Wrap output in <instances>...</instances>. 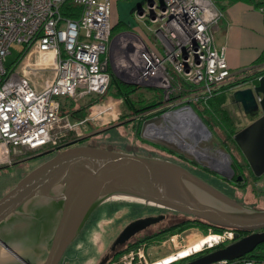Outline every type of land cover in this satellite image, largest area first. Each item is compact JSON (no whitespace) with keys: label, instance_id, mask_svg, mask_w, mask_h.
Here are the masks:
<instances>
[{"label":"built area","instance_id":"built-area-1","mask_svg":"<svg viewBox=\"0 0 264 264\" xmlns=\"http://www.w3.org/2000/svg\"><path fill=\"white\" fill-rule=\"evenodd\" d=\"M67 1L81 7L77 18L62 14ZM111 16L112 0H0V166L12 164L21 153L62 147L74 134L83 135L82 128L90 119L73 124L68 115L61 114L58 98L108 93ZM135 16L147 25H157L154 36L163 51L128 32L120 33L119 73L131 83L161 89L169 100L172 94L184 92L177 82L182 79L190 86L188 97L173 103L190 104L207 101L241 72L230 70L225 49L215 45L214 28L224 12L212 0L154 1ZM14 45L23 46L20 54L28 50L19 55L18 63L35 50L39 64L52 67L54 77L42 91L6 65ZM25 71H35L34 65L25 64ZM251 84H240L233 91ZM182 109L193 111L191 105ZM123 263L142 264V260L132 257ZM212 264H264V260L242 257Z\"/></svg>","mask_w":264,"mask_h":264},{"label":"water","instance_id":"water-1","mask_svg":"<svg viewBox=\"0 0 264 264\" xmlns=\"http://www.w3.org/2000/svg\"><path fill=\"white\" fill-rule=\"evenodd\" d=\"M142 8L138 6V10ZM232 98L242 106L245 115L261 112L259 118L234 136L253 174L260 178L264 175V75L257 86L236 90ZM191 112L201 126L199 130L209 132L200 117ZM229 170L233 175V169ZM218 173L223 175V171ZM36 198L44 202L53 198L59 203L55 229L46 237L42 254L32 255L28 260L0 234V264H59L93 210L107 200L154 205L218 227L255 232L187 264L236 260L264 243V208L235 201L179 164L136 152L83 145L54 155L23 177L0 200V231L9 219L21 214L27 202ZM164 218L133 221L117 237L112 250ZM108 260L109 256L100 264Z\"/></svg>","mask_w":264,"mask_h":264},{"label":"rangeland","instance_id":"rangeland-1","mask_svg":"<svg viewBox=\"0 0 264 264\" xmlns=\"http://www.w3.org/2000/svg\"><path fill=\"white\" fill-rule=\"evenodd\" d=\"M156 1L160 3L162 0ZM117 13L120 16V20L125 21L130 27V31H125L119 28V33L112 38L107 50V71L111 77L109 80L108 93L105 95H99L94 92L88 94L78 93L74 97L64 95L58 98L62 108L66 109L67 112H71L73 107L78 109L81 104L86 106L87 109L85 113L87 114V118H89L92 122V125L85 123L86 125L82 128L83 136L77 137L76 134H74V136L66 144H73L87 135H92L86 143L95 147L108 148L110 150H116L123 153H131L132 151L135 152L134 150L140 149L138 154L143 156H148L147 151L155 153L153 151H156L157 149L149 147L147 144H143L145 140L149 143H155L157 145L170 148L171 151L177 152L180 155H183L184 158L187 157L189 160H196L193 154L186 152L183 148L179 147L168 138L153 137L149 134L150 126H157V129L160 130H170L172 125L169 120H165L169 117L166 113L179 111L187 105H190L189 102L183 104L171 103L168 105L169 108L167 111L164 112L165 114L162 113L159 116H154L151 119L144 121L141 130V138L139 139L137 138L132 125H124L126 121H122V117L128 115L127 108L122 98L118 96L117 88L115 86H110L113 76L124 83L129 81L119 73V34L124 33V31L128 32L139 42L144 41L146 44L153 43L156 47L159 43L155 40L154 36V30H156L157 25H147L145 22L139 21L136 16L131 14V8L123 6L122 4H119ZM113 21L112 16V22ZM22 48L23 46L14 45L11 48V54L6 57L5 63L7 66L15 67L16 71L26 75L31 84L38 91H42L46 86V83L53 79L54 71L51 66H43L39 64L40 55L39 52L35 50L26 55L24 59L18 63L17 59ZM27 63H32L35 71L26 72L25 64ZM129 83L131 82L129 81ZM131 84L142 87V89L138 92V95L135 96L136 99L140 95H144V97L148 100L153 99L155 95L161 96V89H155L154 87L147 85ZM247 88L253 87L251 86ZM80 92H82V89ZM167 102L170 101L167 100ZM71 104H73V107L70 106ZM230 108L232 111H235L237 125L241 128L252 123V120L248 116L244 115L243 111L238 107L230 104ZM193 111L195 112L194 109ZM181 113L183 116L190 115V113L184 109L181 110ZM71 122L79 125L81 121ZM112 125L120 126L106 131L108 126ZM217 131V133H219L217 136H222L221 131ZM176 135L178 137L180 136V134ZM214 136L216 135L214 134ZM214 136H212L209 140L202 141L203 143H201L200 148L210 147L213 149V153H217L216 151L226 152L222 146L219 148H213V144L216 141ZM233 151V155H235L239 161H243L244 156L241 152L238 149ZM43 152L45 151L35 153L27 152L26 154L21 153L20 156L13 159L12 165L7 164L0 166V200L18 184L24 174L30 173L35 167L53 157V154L40 155ZM158 152L160 154H157L155 158L183 163L181 162L183 157H180L179 155L170 156L167 154L168 152ZM201 162L208 165L207 161ZM214 167L219 170L222 168L220 166ZM202 177L211 182L217 188L226 191L228 195L230 194L231 196H234V198L236 197V201L253 208H264V175L256 180L250 175L248 169H246L245 180L243 183L245 184V181L248 180L246 185H241L239 183L232 184L229 180L227 181V179L225 180L226 182H223L224 180H219V178L215 179L206 174H202ZM158 212H162V210L142 203L123 200H107L103 202L92 213L83 229L66 250L59 264H99L105 255L110 253V247L120 233L130 223L139 219V217L142 218L148 214L156 215ZM184 219L185 217L183 215L173 217L168 214L164 221L152 227L147 233L157 232L169 225L178 222L181 223ZM146 235L147 234L144 232L137 235L130 240V242L126 243L125 246H120L119 249L123 250L129 244L143 240ZM163 237L161 240L155 239L137 247L136 249L125 252L118 259L112 261L111 264H124L123 262L129 263L132 257H140L142 264H175L183 261L184 257L187 258L188 255L199 252L203 247L216 245L223 241L221 233H215L213 230L208 229V232L204 234L196 227L188 229L183 233H176L171 236L167 234Z\"/></svg>","mask_w":264,"mask_h":264},{"label":"flooded vegetation","instance_id":"flooded-vegetation-1","mask_svg":"<svg viewBox=\"0 0 264 264\" xmlns=\"http://www.w3.org/2000/svg\"><path fill=\"white\" fill-rule=\"evenodd\" d=\"M248 86H252L253 88L255 87L254 84L253 85L251 84ZM232 105H235L236 107H238L240 110L243 111V108L241 105H239L235 102H233ZM180 113H181V110L177 113L167 114L169 116L168 119L171 120V118L173 116H176V117L180 116L181 115ZM243 113H244V111H243ZM163 114H165V113H163ZM244 115H245V113H244ZM246 116H248L253 122L254 120H256L257 118H259L261 116V112L255 113L253 115H246ZM164 118H167V117H164ZM180 118H181V123H182L183 127L177 131L171 132V131H167V130H163V129L158 130L155 126L149 127V134L151 136L168 138L173 143H175L179 147L183 148V150H185L186 152L193 154L195 156V159H196V160H189V159H187V157H185L186 158L185 159L184 156L181 155V157H183L181 162H183V163H179V162L173 161V160H171V162H174L176 164L181 165L182 167L186 168L187 170H189L193 174L199 176L201 179L208 182L209 184H212V183L207 181L204 177H202V174H206L209 177H213L215 179L219 178V180H224L223 182H226L225 180L227 179V181L229 180L230 182H232V184L233 183L243 184L244 180H245V177H244L245 176V170H243V169H245L244 166H246V163L244 161H239V160H237V162L235 163V160L233 158V156H234L233 150H236L235 144L228 141V139H226V137L223 135L220 137H218L217 135L214 136V134L209 129H208L209 132H205L203 130L200 131L199 127H201V126L198 123V120L194 119L191 115H185V116L181 115ZM245 127H243L242 129H244ZM176 134H180V136L178 137ZM212 136H214L215 137L214 139L216 140L215 143L213 144V148H219L220 146H222V148L226 152L216 151L217 153H213L212 152L213 149L210 147L200 148L201 143H203L202 141L209 140V139H211ZM233 139H234V137H233ZM195 141H196V143H195ZM234 141H235V139H234ZM229 143L232 146H230ZM83 145L95 147V146H93L91 144H87V143L78 144L74 147H79V146H83ZM71 146H73V145H71ZM68 147H70V146H68ZM68 147H67V144H65V145H63V148H61V146L59 148L58 147L52 148L50 150L43 152L40 155L53 154V156H54L58 153H61V152H64V151H67L69 149L74 148V147H72V148H68ZM236 147L238 148V150L243 155V153L240 150L237 143H236ZM104 149H108V148H104ZM168 149L171 150L170 148H168ZM168 154L170 155V153H168ZM177 154L180 155L179 153H177ZM170 156H172V154ZM245 160H246V158H245ZM201 161H207L208 165L203 164ZM214 166L222 167L220 171H223V175L221 173H218L219 169L215 168ZM37 167H35V168H37ZM230 167L234 171L233 175H231L229 173ZM28 174H24L23 177H25ZM214 187L216 189H218L219 191H221L222 193L226 194L227 196L231 197L235 201L237 200L236 197L234 198V196H231L230 194L228 195V193L226 191L221 190L220 188H217L216 186H214ZM51 197H52V195H51ZM133 201H136V200H133ZM137 202H139V201H137ZM148 206H153V207H156L158 209H161L162 212H158V214H156V215L155 214H148L142 218L139 217V219H143V218H147V217H158V216H164L166 218L168 214H170L173 217H175L177 215H183L185 217V219L181 223L178 222V223L169 225L168 227H164V228L158 230L157 232L147 233L152 227H154V226L160 224L162 221H164V219H165L164 218L162 221L155 223V224H152L149 227H147L146 229L138 232L130 240H132L134 237H136L137 235H139L143 232L147 234L145 238L152 239L154 237L153 239H156L157 236L163 237V236H166L167 234H169L172 229L175 230L176 232L179 231L182 227L187 225V222L188 223H194L198 227L204 226V227H208L210 230H213V231L218 230L221 232V235L223 236V241L221 243L216 244V245H209V246L203 247L199 252H196L195 254L193 253L191 255H188L187 258L184 257L183 261L178 262L179 264H187L191 261H194L196 259H199V258L205 256V255H208V254H210L216 250H219V249H221V248H223L229 244H232L235 241H237L238 239L247 237V236L255 233V232H250V231H238V230L227 228V227H218V226L209 224L203 220L196 219L195 217L190 216V215L178 213V212L171 211L169 209H165V208L154 206V205H148ZM58 207H59L58 201H55V199H53V198H49L48 200H46V202L42 201L39 198L33 199V200H31L25 204V206L21 210L20 215L14 216L13 218L9 219L6 222V224L3 226L4 229L2 231H0V234L5 238V241L13 249H16L17 251L19 250V254H21L22 257L27 258L28 260L31 259L32 255H37L40 253L42 254V248L45 246L46 237L49 236V234H51L53 232V230L55 229V222H56L55 214L57 212ZM96 208L93 210V212L96 210ZM92 213H91V215H92ZM87 221H86V223H87ZM85 224H84V226H85ZM187 230H184L180 233H183ZM113 244L110 247V253L105 255V257L109 256V260L106 264H108L110 262V260L113 257V254H115L120 248V245H118V246H116V248L114 250H112ZM68 247H67V249H68ZM66 250H65V252H66ZM65 252H64V254H65ZM64 254H63V256H64ZM63 256H62V258H63ZM101 261H100V263H101Z\"/></svg>","mask_w":264,"mask_h":264},{"label":"trees","instance_id":"trees-1","mask_svg":"<svg viewBox=\"0 0 264 264\" xmlns=\"http://www.w3.org/2000/svg\"><path fill=\"white\" fill-rule=\"evenodd\" d=\"M212 1L219 8L220 11L224 12L228 5L232 4L235 1H239V0H212ZM243 1L249 2V3H251L255 6H258V7L264 5V3H261L257 0H243ZM262 7H264V6H262ZM80 11H81V7L74 5L71 1H67L62 8V14L65 17L71 18V19L77 18ZM136 11H137V9L134 8L132 11V15H135ZM119 28H121L122 30L128 29L127 25L123 22H119V23L115 24L112 28L111 39L117 33H119ZM26 50L27 49H25L23 51V53H21L20 55L23 56L24 53H26L28 51V50L27 51ZM19 58L17 59V61L19 60ZM263 75H264V52L262 53L261 57L251 67H249L248 69L242 70L240 73L238 72V74L235 77L230 79L226 84L222 85L220 90H219V93L214 94L211 98H209L205 102L190 103V105L195 110L196 114L200 117V119L205 124V126L215 135L219 134V133H217L218 132L217 130H220L222 135L225 136L226 139H228V141L235 144L236 150L238 148L236 147V143H235L233 137L242 128L239 125H237L236 113H235V111H232V109L230 108V104H233V102H234L233 98H232V95L234 92L233 90L238 85L246 83V82H251L252 85L253 84L258 85L259 84V78ZM177 82H179L182 85L184 92L172 94L168 100L170 102H167V100H165L164 92L162 90H161L162 91L161 96L155 95V97L151 100L146 99L144 97V95H140L136 99L135 96L138 95V92L140 91V89H142V87H139V86L133 85V84H127V83H124L121 80L117 79L115 76L112 77L111 82H110V86H115L117 88L118 96L122 98V100H123V102L127 108V111H128V115L123 116L122 121H126L124 124L126 126H129V125L133 126V129H134L138 139L141 138L140 137L141 136V130H142V125L144 124V121H147L154 116H159L162 113L166 112L169 104H171L177 100L184 99V98L188 97L189 88H190L189 84L185 83L184 80L179 79V78L177 79ZM73 104H71L70 106L73 107ZM86 109H87V107L81 104V106L78 109L73 107L71 112H67L66 109L62 108V106H61V114L62 115H68L70 120L73 122L74 121H83L84 119L87 118V114L85 113ZM87 123L92 125L91 121H88ZM117 126H119V125L108 126L106 131L112 130V129L116 128ZM91 137H92V135H87L86 137L79 139V141H76L73 144H70V143L67 144V147L70 146L68 148H72L78 144H85L86 141ZM145 142L146 141L144 140L143 144H147V146L155 148L158 151H161L164 153L168 152V153H170V155L171 154L172 155H178L176 152L169 150L167 147L157 145L155 143H149V142L145 143ZM71 145H73V146H71ZM230 146H232V145L230 144ZM61 148H63V146ZM157 150L153 151L155 153H151V152L147 151V155L149 157H156L157 154H160ZM134 151L136 153H138L140 151V149H137ZM179 156L181 157V155H179ZM233 158H234L235 163H236L238 159L236 158L235 155L233 156ZM243 161L246 163V166H244L245 169H243V170L248 169V172L250 173V175L254 179L258 180V177H256L253 174L252 170L250 169L248 162L245 160L244 157H243ZM246 179H247V177H246ZM230 183H232V182H230ZM246 183H248V180L245 181V184H241V183H239V184L246 185ZM195 227L199 228L201 230V232H203L204 234L207 233L208 229H209L208 227H204V226L198 227L194 223H188L187 222V225L182 227L179 231L176 232L175 230L172 229L168 235L171 236V235H174L176 233H180L184 230H187L190 228H195ZM214 232L215 233L216 232L221 233L218 230H214ZM153 238L152 239L145 238V239L140 240L138 242L129 244L123 250L119 249L115 254H113V257L108 264H111L112 261L118 259L125 252H129L130 250L136 249L137 247H139L145 243H148L150 241L155 240ZM156 239L161 240L162 237L157 236ZM125 245H122V246H125ZM244 258L264 260V243L260 244L252 253L247 254L246 256H244ZM175 264H179V263H175Z\"/></svg>","mask_w":264,"mask_h":264},{"label":"crops","instance_id":"crops-1","mask_svg":"<svg viewBox=\"0 0 264 264\" xmlns=\"http://www.w3.org/2000/svg\"><path fill=\"white\" fill-rule=\"evenodd\" d=\"M154 1L156 0H152V2ZM257 1L264 3V0ZM147 3H149L148 0H146ZM119 4L131 8L132 14L134 8L138 10L139 5L145 6V0H112L113 26L119 22L126 24L125 21L120 20L117 13ZM262 6L258 7L243 0L235 1L227 6L223 18L214 28L215 45L218 49H225L228 65L232 72L248 69L264 52V12L261 11ZM127 27L128 29L125 31H130V27L128 25ZM147 44L162 53L163 50L160 45L156 47L153 43ZM184 110H187L194 119H197L189 109ZM155 127L157 128V126Z\"/></svg>","mask_w":264,"mask_h":264},{"label":"bare ground","instance_id":"bare-ground-1","mask_svg":"<svg viewBox=\"0 0 264 264\" xmlns=\"http://www.w3.org/2000/svg\"><path fill=\"white\" fill-rule=\"evenodd\" d=\"M181 115H183L182 113H180ZM180 115V116H181ZM180 116H173L172 118H171V120H169V122L171 123V125H172V128L170 129V130H167V131H177V130H180L182 127H183V125H182V123H181V118H180ZM197 123V122H196ZM198 124V123H197ZM159 130V129H158ZM166 130V129H165ZM166 134V133H165ZM168 134V133H167ZM164 136V135H163ZM195 136V135H194ZM193 138V137H192ZM185 141V140H184ZM198 142V141H197ZM186 143V142H185ZM195 143H196V141H195ZM58 147H60V146H58ZM56 148V147H55ZM52 149V148H51ZM203 243V242H202ZM198 247V246H197Z\"/></svg>","mask_w":264,"mask_h":264}]
</instances>
